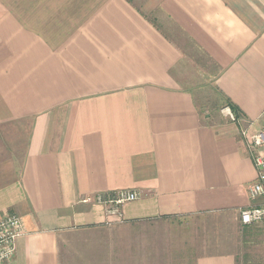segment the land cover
Segmentation results:
<instances>
[{"label": "crops", "instance_id": "1", "mask_svg": "<svg viewBox=\"0 0 264 264\" xmlns=\"http://www.w3.org/2000/svg\"><path fill=\"white\" fill-rule=\"evenodd\" d=\"M263 131L264 0H0L5 264H247Z\"/></svg>", "mask_w": 264, "mask_h": 264}, {"label": "built area", "instance_id": "2", "mask_svg": "<svg viewBox=\"0 0 264 264\" xmlns=\"http://www.w3.org/2000/svg\"><path fill=\"white\" fill-rule=\"evenodd\" d=\"M251 150L264 147V131L252 136L249 144ZM254 163L258 173V181L251 187L253 198H264V155L256 154ZM140 194L136 191L121 190L108 194H99L94 199L97 203L104 205L109 213L121 214V207L138 200ZM93 198L88 197L83 202H91ZM242 221L250 225L264 221V206L255 207L249 211L242 212ZM22 234L21 219L14 213H9L0 218V264L9 263L14 259L16 253V240Z\"/></svg>", "mask_w": 264, "mask_h": 264}, {"label": "trees", "instance_id": "3", "mask_svg": "<svg viewBox=\"0 0 264 264\" xmlns=\"http://www.w3.org/2000/svg\"><path fill=\"white\" fill-rule=\"evenodd\" d=\"M246 234L247 236L245 237V248L247 251L245 250L244 256L247 264L263 263V261L259 259L258 255L256 256V253L252 249V247L258 245V242L260 243L261 239L264 237V223H258L250 226L247 229Z\"/></svg>", "mask_w": 264, "mask_h": 264}, {"label": "rangeland", "instance_id": "4", "mask_svg": "<svg viewBox=\"0 0 264 264\" xmlns=\"http://www.w3.org/2000/svg\"><path fill=\"white\" fill-rule=\"evenodd\" d=\"M96 198V197H94ZM262 224V223H261ZM252 249L258 253V255L260 256L259 259H261V261H263L264 263V243L263 244H259L258 246L256 247H252ZM246 250V249H245ZM247 251V250H246ZM259 261V260H258ZM263 263H259V264H263Z\"/></svg>", "mask_w": 264, "mask_h": 264}]
</instances>
